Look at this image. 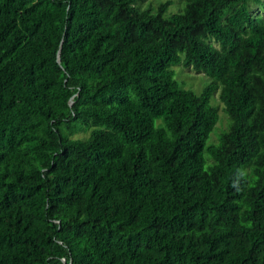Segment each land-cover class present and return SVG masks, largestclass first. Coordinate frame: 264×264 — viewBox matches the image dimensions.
<instances>
[{"label": "trees", "instance_id": "1", "mask_svg": "<svg viewBox=\"0 0 264 264\" xmlns=\"http://www.w3.org/2000/svg\"><path fill=\"white\" fill-rule=\"evenodd\" d=\"M173 4L0 0V264H264V0Z\"/></svg>", "mask_w": 264, "mask_h": 264}, {"label": "rangeland", "instance_id": "2", "mask_svg": "<svg viewBox=\"0 0 264 264\" xmlns=\"http://www.w3.org/2000/svg\"><path fill=\"white\" fill-rule=\"evenodd\" d=\"M165 0H149L150 3L154 5H158L160 2ZM175 1V4L170 6L168 13L170 12H178L179 7L178 5L182 3L183 0H172ZM139 4V3H138ZM141 4V3H140ZM147 3L143 4L142 6H146ZM259 8L255 7V11H258ZM174 69L176 71V78L186 87L191 88L193 87L196 89L195 91H201L203 87L207 84L208 77L204 72L197 71L194 67H184L182 65H175ZM192 89V88H191ZM219 93V91H218ZM214 103L218 104L219 113H220V120L217 124V131H214L212 134V141H217V132L223 127L228 124V116L224 110V104L220 101L219 98L214 99Z\"/></svg>", "mask_w": 264, "mask_h": 264}, {"label": "water", "instance_id": "3", "mask_svg": "<svg viewBox=\"0 0 264 264\" xmlns=\"http://www.w3.org/2000/svg\"><path fill=\"white\" fill-rule=\"evenodd\" d=\"M58 61L60 62V54H59V58H58ZM74 103V100H71V105Z\"/></svg>", "mask_w": 264, "mask_h": 264}]
</instances>
